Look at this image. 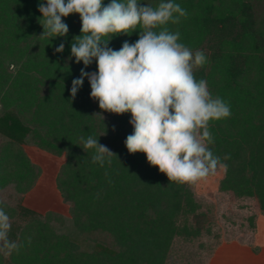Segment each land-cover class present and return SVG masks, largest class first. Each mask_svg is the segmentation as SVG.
Returning <instances> with one entry per match:
<instances>
[{"label": "trees", "instance_id": "trees-1", "mask_svg": "<svg viewBox=\"0 0 264 264\" xmlns=\"http://www.w3.org/2000/svg\"><path fill=\"white\" fill-rule=\"evenodd\" d=\"M139 2L155 8L161 0ZM173 2L187 16L166 27L193 53H204L194 75L230 106L229 118L209 126V148L223 165L216 170L224 169L219 190L255 199L264 214V0ZM40 3L0 0V208L11 219L9 239L19 245L0 253V264H171L175 244L213 236L211 218L191 184L169 181L146 154L128 152L130 113L103 112L88 79L73 99V80L81 69L98 72L97 63L85 68L71 56L82 35L78 14L63 18L67 37L40 38ZM139 31L113 37L109 47L134 44ZM61 43L65 50L57 53ZM89 136L116 156L94 163V150L81 143ZM25 147L65 157L56 186L69 216L24 205L43 174ZM248 222L256 230V218Z\"/></svg>", "mask_w": 264, "mask_h": 264}, {"label": "clouds", "instance_id": "clouds-1", "mask_svg": "<svg viewBox=\"0 0 264 264\" xmlns=\"http://www.w3.org/2000/svg\"><path fill=\"white\" fill-rule=\"evenodd\" d=\"M38 10L43 28L40 38L67 37L69 27L63 18L78 14L81 36L71 44V56L87 68L96 61L98 72L81 75L72 82L73 99L88 79L91 98L103 112L130 113L133 133L125 141L130 154H146L169 181L193 184L222 167L209 145L214 138L210 123L229 118L230 106L213 97L207 81L194 72L206 63L203 52L180 43L179 32L166 27L178 24L187 12L173 0H161L157 7L139 0H41ZM140 29L134 43L125 41L119 50L109 47L115 36ZM64 43L55 51L63 53ZM99 115V114H97ZM102 116V115H101ZM83 149L94 150V163L104 165L115 155L93 136L81 137ZM116 156V155H115ZM111 163V160H107ZM12 224L0 208V253L10 255L19 245L9 239Z\"/></svg>", "mask_w": 264, "mask_h": 264}, {"label": "rangeland", "instance_id": "rangeland-1", "mask_svg": "<svg viewBox=\"0 0 264 264\" xmlns=\"http://www.w3.org/2000/svg\"><path fill=\"white\" fill-rule=\"evenodd\" d=\"M25 150L43 174L35 189L26 196L24 205L39 213L54 211L69 216V206L64 204L56 186L65 157H54L34 147H25ZM223 176L224 169L220 168L191 184L203 204V211L212 220L214 232L212 237L203 236L193 244H175L171 264H264V214L255 199H237L220 192ZM250 217L256 218V230L249 225Z\"/></svg>", "mask_w": 264, "mask_h": 264}]
</instances>
